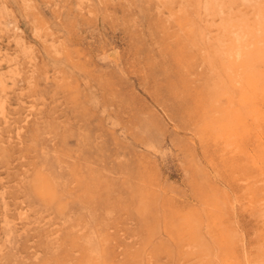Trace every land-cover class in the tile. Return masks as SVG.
Listing matches in <instances>:
<instances>
[{"label":"rangeland","instance_id":"374dc122","mask_svg":"<svg viewBox=\"0 0 264 264\" xmlns=\"http://www.w3.org/2000/svg\"><path fill=\"white\" fill-rule=\"evenodd\" d=\"M247 21L264 0H0V264H264V92L203 123Z\"/></svg>","mask_w":264,"mask_h":264},{"label":"bare ground","instance_id":"6f19581e","mask_svg":"<svg viewBox=\"0 0 264 264\" xmlns=\"http://www.w3.org/2000/svg\"><path fill=\"white\" fill-rule=\"evenodd\" d=\"M182 11V10H181ZM184 13V11H182ZM181 12V13H182ZM179 14V15H182V14ZM187 13V12H185ZM188 14V13H187ZM185 17V16H184ZM177 19V17H176ZM181 19V18H180ZM188 19V18H187ZM178 20V19H177ZM183 20V19H182ZM248 22V21H247ZM250 22V21H249ZM246 24L245 28H246V33H247V37H248V40L245 38L246 40V44H247V47H250V49H246V47H243V43L241 44V42H239L238 40V43H240L239 45H241V49H245V51L240 54L241 57H240V60L238 59L239 57H234V55L232 54L233 51H230V45H229V53H230V56L226 55V53H224L226 55V58L223 57L224 55L222 56H219L217 57V61L219 62L220 64V70L221 72L219 73L220 76H219V82L217 84H215V87H214V91H215V94H214V99L211 100L210 102V110H208L205 114V118L203 120V123H204V129L206 131H209V132H215L217 136L221 137H225L226 139H230L232 138V136L237 133L236 132V127L234 126V123H233V119L235 118L236 120L238 119L239 121L242 119V116L240 117V115H243V113H241L240 115L238 114V109L240 112H242L240 110V108H238L237 110L232 107V105L229 104L228 107H224L221 102L218 103L217 105V102L219 101V99L222 97L221 95H226L227 93H231V92H235V91H239L241 92L243 95H241L242 97H246L247 98V95L248 93H253V96L255 95V93H258V92H264V25H262V29L261 28H256L257 26L259 27V25H253V24ZM185 23V22H184ZM184 23H180V24H184ZM191 23V22H190ZM253 23V22H252ZM255 23V22H254ZM259 23V22H258ZM187 24V23H186ZM192 25V24H191ZM183 26V25H182ZM225 26V25H224ZM243 26V25H242ZM223 28V26H221ZM188 28V27H187ZM190 28V27H189ZM193 28V27H192ZM191 28V29H192ZM190 29V30H191ZM195 29V28H194ZM261 31H260V30ZM222 30V29H221ZM230 28L227 29V31L229 32ZM242 30V29H241ZM240 30V31H241ZM195 31V30H193ZM198 32V30H197ZM219 32V31H218ZM233 31L231 30V33H228L229 34H233V36H236L234 34V32L232 33ZM237 33H241V35L244 33V32H237ZM191 34V33H190ZM189 34V35H190ZM194 34V33H193ZM197 34V33H195ZM219 34V33H218ZM224 34V32L222 33ZM227 34V33H225ZM222 36V35H221ZM194 37V36H193ZM203 37V36H202ZM220 37V36H219ZM219 37H214L212 39H214L216 41V38H219ZM223 37V36H222ZM230 37V36H229ZM237 37V36H236ZM244 37V36H243ZM227 38V37H226ZM234 38V37H233ZM233 38H232V42H233ZM206 39V38H205ZM211 39L212 42H214L213 40ZM228 39V38H227ZM231 39V38H229ZM228 39V40H229ZM218 40V39H217ZM224 41L223 39H220L219 38V41ZM206 41V40H205ZM235 41H236V38H235ZM234 41V42H235ZM236 41V42H237ZM240 41H242L240 39ZM209 42V41H208ZM235 42V43H236ZM211 43V42H210ZM215 44L217 42H214ZM222 43V42H221ZM226 43L227 41L224 43L223 42V46L225 44L226 46ZM212 44V43H211ZM218 44V43H217ZM233 45V43H232ZM219 46V45H218ZM213 47V46H212ZM211 47V48H212ZM217 47V45H216ZM228 47V46H227ZM239 49L238 50H235L234 52L238 51V56H239V53L241 51L240 48H238L237 44H234L233 45V50L234 48ZM207 48V47H206ZM222 48V47H220ZM231 48V50H232ZM209 49V47H208ZM213 50V48H212ZM219 50V48H218ZM221 51H223L221 49ZM208 52V50H207ZM212 52V51H210ZM220 52V50H219ZM224 52H227V51H224ZM227 52V53H228ZM222 53V52H221ZM228 53V54H229ZM209 54V53H208ZM215 54V53H214ZM218 54V53H217ZM215 54V55H217ZM232 55V56H231ZM212 56V55H211ZM209 57V56H208ZM213 59V57H212ZM211 59V60H212ZM215 59V58H214ZM214 61L213 60V63H214V67H219L217 66L216 63H218L217 61ZM238 69V71H237ZM217 70V68H216ZM240 70V71H239ZM232 94V93H231ZM246 95V96H245ZM261 94H259L260 96ZM229 96V95H228ZM231 96V95H230ZM245 98V99H246ZM255 98V97H254ZM259 98V97H258ZM257 98V99H258ZM239 99L241 100V98L239 97ZM221 100V99H220ZM230 101H232V98L230 97L229 99ZM243 100V99H242ZM252 100V99H251ZM261 100V98H260ZM222 101V100H221ZM256 101V100H255ZM239 102V101H238ZM250 102V101H249ZM254 102V101H253ZM241 103V102H240ZM244 103V102H243ZM256 103V102H255ZM255 103L253 104V106L256 108L255 106ZM261 104V102H259ZM228 104V103H227ZM232 104V102H231ZM223 106V108L221 106ZM236 105V103H235ZM246 105V104H244ZM251 105V104H249ZM264 106V105H263ZM248 107V106H247ZM250 107V106H249ZM258 107V106H257ZM242 108V107H241ZM243 109V108H242ZM247 110V108H245ZM264 109V108H263ZM235 110L237 111V115H236V112ZM244 110V109H243ZM249 110V109H248ZM260 110V109H258ZM257 110V111H258ZM252 111L256 112V109H252ZM264 111V110H263ZM235 112V113H234ZM245 113V112H244ZM247 113V112H246ZM259 113V112H258ZM236 115V117H234V115ZM260 114V113H259ZM254 115V114H253ZM264 115V114H263ZM259 116V115H258ZM257 116V117H258ZM261 116V115H260ZM244 117V116H243ZM248 117V116H247ZM264 117V116H263ZM241 118V119H240ZM246 118V117H245ZM256 118V117H255ZM234 119V120H235ZM262 119V118H261ZM243 120V119H242ZM254 121V120H253ZM262 121V120H261ZM238 122V121H236ZM244 122V121H243ZM246 122V121H245ZM242 123V122H240ZM240 123L238 122L237 124L240 125ZM257 123V122H256ZM243 124V123H242ZM241 124V125H242ZM236 125V124H235ZM238 125H236L238 127ZM240 125V126H241ZM242 127V126H241ZM246 128V126H244ZM240 128V127H239ZM242 130V129H241ZM237 131H240V129H238ZM242 132V131H241ZM240 132V133H241ZM244 132V130H243ZM250 132V131H249ZM248 133V132H247ZM243 135V134H242ZM259 137V136H258ZM224 138V141L226 143H228ZM261 138V137H260ZM216 139H218L216 137ZM220 139V138H219ZM240 139V138H239ZM238 139V141H239ZM234 140V139H233ZM236 140V139H235ZM225 143V144H226ZM230 145L232 144L230 141H229ZM234 143V142H233ZM239 144V142H237ZM236 143V144H237ZM262 144V142L260 143ZM260 144L259 147H260ZM227 145V144H226ZM263 145V144H262ZM261 145V146H262ZM237 145H235L236 147ZM233 147V149L235 148ZM232 148V146L230 147ZM228 147V149H230ZM227 149V148H226ZM231 149V150H233ZM240 150V149H239ZM238 150V152H239ZM234 151V150H233ZM264 152V151H263ZM236 154V153H235ZM263 154V153H262ZM261 155V154H260ZM264 155V154H263ZM262 157V156H261ZM254 162V161H253ZM257 162V161H256ZM255 162V163H256ZM261 162V161H260ZM264 174V173H263Z\"/></svg>","mask_w":264,"mask_h":264}]
</instances>
